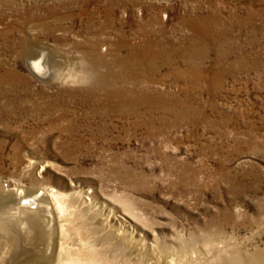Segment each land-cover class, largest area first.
<instances>
[{"label":"rangeland","instance_id":"374dc122","mask_svg":"<svg viewBox=\"0 0 264 264\" xmlns=\"http://www.w3.org/2000/svg\"><path fill=\"white\" fill-rule=\"evenodd\" d=\"M87 1L0 0V199L16 213L17 197H48L52 234L14 222L0 264H60L61 252L72 264H264V0ZM194 22L216 41L199 45ZM148 30L173 43V66L146 60L131 76L115 63L128 106L106 116L79 81L93 57L77 45L114 62L120 38ZM42 52L45 79L29 66Z\"/></svg>","mask_w":264,"mask_h":264},{"label":"bare ground","instance_id":"6f19581e","mask_svg":"<svg viewBox=\"0 0 264 264\" xmlns=\"http://www.w3.org/2000/svg\"><path fill=\"white\" fill-rule=\"evenodd\" d=\"M97 1H99V0H97ZM86 3H88L87 0H86ZM77 6H78V4H77ZM96 8H97V6H96ZM140 11H143V10H140ZM48 12L50 13V11H48ZM111 12H112V10H111ZM125 12L127 14V11H125ZM108 14H109V12H108ZM140 18H142V17H140ZM68 19H71V18L68 17ZM110 21H112V19ZM194 23H192V24L190 23L189 26L195 28L194 30L197 34V42H199V45H200V43H203L204 40H208V39L212 40V41H216V38H214V37H216V35L213 34L212 32H211L212 34H209V30H208L209 26H207L204 22H194ZM139 25H137V26H139ZM92 26H94V25H92ZM42 27H44V29H52L51 25H42ZM202 27H205L208 29H202ZM89 32H90V29L88 30V32L86 34H89ZM157 33H159V32H157ZM120 35H121V33H120ZM123 35H124V33H123ZM163 36L164 35L161 34L159 37H157L153 31L148 30V32H145V33L142 32L141 33L140 40H143V41H138V39H139L138 33H134V35L132 36L133 37L132 42H131V40L124 41V40H122V38H120L119 45H118L120 47V49L119 48L116 49V55L117 56L115 58V61L114 62H108V63L106 62L107 60H105L104 55L102 53L98 52L99 49L101 52L107 51L106 46L99 48V44L97 45V44L91 43V42H86V43H82V44L79 43V45H77L78 48H83V47H81V45L85 46L84 47L85 50H81L82 56H88L89 55V56L93 57V62L90 63L89 65H84L81 68V70L78 72L77 76H79V78H80L79 81L88 85V87L84 90V92L87 95H90V99H92L95 103H97L103 107L104 113L106 116L121 119L125 116V114H126L125 108H127V106H128V101L124 100V96L127 92L125 90V86H123V84L122 85L117 84L118 79H120L123 82V80H122L123 77H116L115 76V74H114V67L116 66V65H114L115 63H118V64L122 63V64H125L126 66H128L129 69L127 71L129 72V75H131V76L137 75L141 64L146 60L151 61L157 70H159L161 67H172L173 66V58H174V54H175V50L172 47L173 43L170 44L171 42H169V39L166 38L165 36L164 37ZM114 39H116V37ZM183 40H185V39L183 38ZM112 45H113V43H112ZM202 47L207 48L208 46L207 47L201 46V48ZM123 50L127 51L128 55H127V57H124L123 59H121L120 55H121ZM47 54L48 55H46L42 52V53L38 54L36 57H33L29 61V66L31 68V71L34 74H36L37 76H40L42 79L43 78L45 79L48 77L46 74L48 73V71L50 72V70L52 68L51 67V65H52L51 55H49L48 52H47ZM23 55L27 56L25 49L23 51ZM132 67L135 68L136 73H132V72L130 73V68H132ZM101 69H104V71H101ZM121 69H123V68L121 67ZM88 77H90V80H87ZM68 82H69V80L63 79V83H68ZM125 82H126V80H125ZM126 84H127V82H126ZM98 90L103 91V95L101 98L94 96V94L96 92H98ZM67 92L74 94L77 92V89H72V90H69ZM139 105H140V101L136 100V103H134V106L132 108H135ZM67 130L73 131L74 129L70 128ZM37 198H39V197H37V196L35 198L31 197V199H27L26 197H17L15 199V202L18 204V203H21L24 201V205H22V206L18 205L16 208L17 209L16 213H11L12 210H6L7 202L3 198H1L0 199V231H2L4 233L11 232L12 231V225L14 224V222H16L19 226L21 224L25 226V232L28 231L30 234H35V236L37 238L36 240L41 241V242L49 241L52 234L50 235L49 231L45 229V226L43 225V221H42V219H44L46 217L45 214H47L46 212L49 208L48 207L49 204L47 203L48 197H46L42 200H38ZM52 198H53V200H55V203L57 204L56 205L57 211L62 215L65 214L63 217L66 218V222L70 221L69 216L73 212L68 214V212H69V211L67 212L68 209L66 210V208L61 203V197L55 196L52 193ZM64 204H66V203H64ZM32 206H38V207L33 208ZM54 206H55V204H54ZM35 209H37V212L34 211ZM75 214L80 215L81 211H78ZM69 228L67 230L68 231L67 233H69V231H70ZM79 228H81V227L79 226ZM64 235L66 236L68 234H64ZM14 237L15 236L12 235V238H14ZM106 242L109 243L108 241H106ZM32 248H34V247H32ZM36 250H30V251H36ZM64 252H66V248H65ZM28 254H29V252H28ZM64 254L65 253L61 252V256L59 257L60 262L62 261V263H63V261H65V259L63 260V258H62V256ZM18 257L19 258H18L17 262H15L14 264H47L48 262L51 261V260L49 261V259L47 260L43 256L41 257L40 254L30 255L26 260L25 259L21 260L22 258L20 256H18ZM31 260H33V262ZM73 261H74V259L67 258L65 263L66 264H72ZM62 263H60V264H62ZM78 264H79V262H78ZM236 264H238V263H236Z\"/></svg>","mask_w":264,"mask_h":264}]
</instances>
